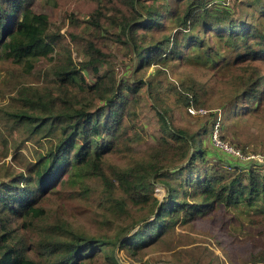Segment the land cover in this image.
I'll return each instance as SVG.
<instances>
[{
	"label": "trees",
	"instance_id": "16d2710c",
	"mask_svg": "<svg viewBox=\"0 0 264 264\" xmlns=\"http://www.w3.org/2000/svg\"><path fill=\"white\" fill-rule=\"evenodd\" d=\"M38 1L0 0V61L12 77L0 112L30 136L50 125L59 127L61 137L26 171L1 164L0 264H125L120 252L133 264L175 228L194 226L198 217L214 220L221 208L255 210L264 225L260 164L249 161L238 172L212 162L201 139L214 125L198 132L175 127L165 106L164 96L172 95L192 117L215 115L218 133L221 120L207 109L205 88L197 81L164 86L149 73L154 67V76L166 74L172 62L185 64L191 51L197 63L226 64L215 58L224 44L242 70L235 75L227 114L261 118L264 29L212 0H175L176 13L171 7L146 6L144 0H47L52 16L36 10ZM247 3L264 18L263 0ZM116 44L133 56L132 79L102 70ZM15 72L33 82H22ZM85 73H92V85ZM147 108L157 116L161 133L156 143L137 150L149 136L143 122ZM91 182L102 190L93 194ZM157 186L164 188L163 199L155 196ZM91 196L103 211L120 217L113 234H89L76 220L84 215L74 211L79 198ZM131 207L149 209V214L127 222L123 216ZM102 217L103 223L110 219L104 212ZM244 262L264 264V248L255 245Z\"/></svg>",
	"mask_w": 264,
	"mask_h": 264
},
{
	"label": "rangeland",
	"instance_id": "374dc122",
	"mask_svg": "<svg viewBox=\"0 0 264 264\" xmlns=\"http://www.w3.org/2000/svg\"><path fill=\"white\" fill-rule=\"evenodd\" d=\"M146 6L161 7L168 9L171 7L175 13L178 11V2L175 0H144ZM264 1V0H263ZM248 0H212L213 5L219 7H228V9L237 16L247 17L248 24L256 25L260 30L264 29V18L260 12H255L251 6H248ZM227 4V5H225ZM36 10L54 15L53 7L47 4V0H39L36 3ZM249 14V15H247ZM58 20L60 21V16ZM64 33V32H63ZM113 56L107 65L102 67L103 71L114 69L121 79H132L134 71L133 56H126L123 48L118 44L112 45ZM219 58L225 60L220 66L213 68L212 63L200 62L195 59L196 51H191V58L185 64L171 63L166 68V74L156 73V68L149 70L151 78L162 81L166 86L168 82L178 86L182 81H197L206 90L207 109L211 113L217 114L220 118V130L217 135L214 133L216 126L215 115L192 117L188 114L185 107L177 106L174 96L165 95V106L168 107L171 119L175 127L183 130L198 132L206 128L213 127L207 135L202 136L203 147L208 150V159L217 163L222 161L226 167H236L238 172L241 168L248 166L251 161L259 163L258 168L264 170V116L257 118L253 115L243 114L242 116H230L227 114V106L234 95L235 75H241L242 70L234 64L233 55L235 52L220 44ZM205 56L204 51H199ZM205 59V58H204ZM8 64L0 61V108L9 100L12 88L7 86L12 79L7 72ZM40 68V66H39ZM216 70L217 74L215 73ZM147 73V75H149ZM215 73V74H214ZM87 83L92 85L94 77L92 73H85ZM15 75L19 77L16 72ZM142 75V74H141ZM149 78V79H151ZM22 82H33V78L22 79ZM14 80V79H13ZM150 101L146 102L149 105ZM143 122L146 125L149 136L146 142L137 145L135 149L144 150L150 145L156 143V136L160 137V128L157 122V116L150 109H145ZM218 124V122H217ZM61 132L58 126H45L41 132L35 136H30L27 130L13 128V121L6 114L0 112V167L2 163H9L11 170L17 172L26 171L31 162H36L42 155L48 152L60 141ZM218 141L228 144L234 151L241 155H233L232 152L225 151L227 155L221 152L218 147ZM218 149V151H217ZM245 150L246 153H243ZM234 156V157H233ZM236 157H239L236 158ZM115 161H123L115 158ZM240 160V161H238ZM250 161V162H249ZM213 163V164H214ZM237 165L239 167H237ZM5 172L4 169H2ZM91 191L93 194L102 190L97 182H91ZM92 195V194H90ZM165 195L164 188L157 186L155 196L163 199ZM78 205L74 211H82L84 215L78 216L76 220L83 227H87L85 232L92 235L113 234L114 228L121 225L120 217L110 211H106L99 206L95 196H91L89 201L85 198H79ZM123 218L127 222L148 216L149 209L140 207H131ZM105 213L110 219L103 223L102 213ZM214 220L210 217L195 219L196 224L189 227H177L172 232L164 236L161 241L145 248L140 253V261L133 264H141L148 261L150 264L169 262L174 264H249L244 262L245 255H250L254 246L264 248V225L261 224V214L254 211L240 209L238 212L221 208L215 215ZM251 222H254L253 224ZM260 223V224H257ZM139 226L136 227V229ZM119 227L116 228V230ZM135 229V230H136ZM255 239V243L252 240ZM123 263L129 264L130 258L124 253H119Z\"/></svg>",
	"mask_w": 264,
	"mask_h": 264
},
{
	"label": "built area",
	"instance_id": "2783aa9c",
	"mask_svg": "<svg viewBox=\"0 0 264 264\" xmlns=\"http://www.w3.org/2000/svg\"><path fill=\"white\" fill-rule=\"evenodd\" d=\"M189 112L191 113V114H193V115H195L197 112L195 111V110H193V109H189ZM207 111L206 110H200L199 111V113H202V114H205ZM216 128H218V125H217V127ZM216 135H217V129H216V133H215ZM218 143H219V146H220V148H222L223 150H227V151H229V152H232V154L233 155H240L239 154V152H236V151H234L232 148H230L229 146H228V144H225V143H222V142H220V141H218ZM241 156V155H240Z\"/></svg>",
	"mask_w": 264,
	"mask_h": 264
}]
</instances>
